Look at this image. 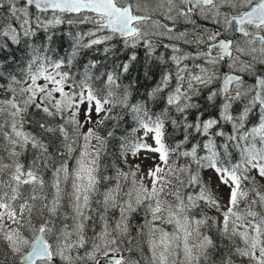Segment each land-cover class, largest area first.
<instances>
[{"label":"snow or ice","instance_id":"snow-or-ice-1","mask_svg":"<svg viewBox=\"0 0 264 264\" xmlns=\"http://www.w3.org/2000/svg\"><path fill=\"white\" fill-rule=\"evenodd\" d=\"M0 264H264V0H0Z\"/></svg>","mask_w":264,"mask_h":264},{"label":"trees","instance_id":"trees-1","mask_svg":"<svg viewBox=\"0 0 264 264\" xmlns=\"http://www.w3.org/2000/svg\"><path fill=\"white\" fill-rule=\"evenodd\" d=\"M80 27H89V26H80ZM69 30V26L67 25H61L59 26L58 29V38H57V43L56 45H54L56 53L60 56H64L67 54L68 51V44H69V40L68 37L66 35L67 31ZM63 35L64 38L63 40L59 39V36ZM102 47V46H101ZM21 54L17 53V56L19 57ZM92 59H97V60H101L104 64H108L109 61H105L103 60V55L102 53H97L93 50H86V52L80 57L81 63H87L88 61L92 60ZM103 70V69H101ZM125 84L128 83L127 80L124 81ZM127 123L123 124L122 127L120 128V130L117 132V137H120L121 135H126L131 131V128L133 127V124L130 120V118H127ZM109 127H111V122H109ZM118 144H119V140H114L112 142H110L109 145V154L107 156H105L103 162L105 164H109V165H119L121 167H124V165H122L120 163V161H118L116 159V154H118ZM125 170H127V167H125ZM108 174H113V169L109 168L108 169ZM133 223L135 224L136 221L134 220ZM135 236V234H133ZM134 246H137V244H135V241H133ZM137 253H134V255H136Z\"/></svg>","mask_w":264,"mask_h":264},{"label":"rangeland","instance_id":"rangeland-1","mask_svg":"<svg viewBox=\"0 0 264 264\" xmlns=\"http://www.w3.org/2000/svg\"><path fill=\"white\" fill-rule=\"evenodd\" d=\"M94 118H95V116H94ZM146 155H149V154L141 153L139 158H133V157L130 156L129 157V161H130V163H138V164H140L142 169H143V171H147V169L149 167H151V163L152 162H151V159H147V160L144 159V157ZM137 179H139V175L137 176ZM135 221H136V223L142 222V220L139 217H137V219ZM132 232L136 236V228H133ZM146 240H147V236L146 235L145 236H141V237H137L136 240H134L135 244H137L138 248L141 249L145 255H147V253H148V246H147ZM137 254H139V253L137 252Z\"/></svg>","mask_w":264,"mask_h":264}]
</instances>
